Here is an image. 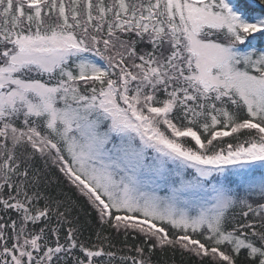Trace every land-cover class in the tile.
I'll list each match as a JSON object with an SVG mask.
<instances>
[{"label": "snow or ice", "instance_id": "1", "mask_svg": "<svg viewBox=\"0 0 264 264\" xmlns=\"http://www.w3.org/2000/svg\"><path fill=\"white\" fill-rule=\"evenodd\" d=\"M0 264H264V0H0Z\"/></svg>", "mask_w": 264, "mask_h": 264}]
</instances>
